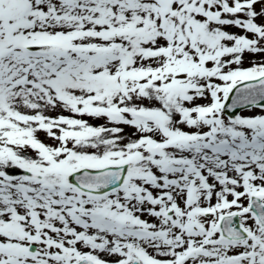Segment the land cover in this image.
Segmentation results:
<instances>
[{
  "label": "snow or ice",
  "instance_id": "6c2138e0",
  "mask_svg": "<svg viewBox=\"0 0 264 264\" xmlns=\"http://www.w3.org/2000/svg\"><path fill=\"white\" fill-rule=\"evenodd\" d=\"M0 264H264V0H0Z\"/></svg>",
  "mask_w": 264,
  "mask_h": 264
}]
</instances>
